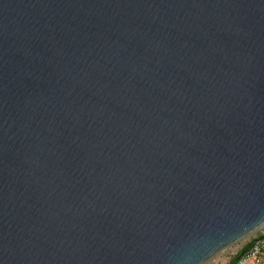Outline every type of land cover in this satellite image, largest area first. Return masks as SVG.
I'll use <instances>...</instances> for the list:
<instances>
[{"label":"water","instance_id":"1","mask_svg":"<svg viewBox=\"0 0 264 264\" xmlns=\"http://www.w3.org/2000/svg\"><path fill=\"white\" fill-rule=\"evenodd\" d=\"M263 226L264 0H0V264H205Z\"/></svg>","mask_w":264,"mask_h":264},{"label":"built area","instance_id":"2","mask_svg":"<svg viewBox=\"0 0 264 264\" xmlns=\"http://www.w3.org/2000/svg\"><path fill=\"white\" fill-rule=\"evenodd\" d=\"M259 235L234 264H264V226Z\"/></svg>","mask_w":264,"mask_h":264},{"label":"rangeland","instance_id":"3","mask_svg":"<svg viewBox=\"0 0 264 264\" xmlns=\"http://www.w3.org/2000/svg\"><path fill=\"white\" fill-rule=\"evenodd\" d=\"M261 232V229L255 231L253 234H251L250 236L239 240L236 243H233L229 246H227L226 248H224L223 250H221L220 252H218L217 254H215L211 259H209L208 262H206L205 264H228V262L234 258V256L236 255V253L243 248V246L245 245L246 242H248L250 239L256 237L257 235H259Z\"/></svg>","mask_w":264,"mask_h":264},{"label":"trees","instance_id":"4","mask_svg":"<svg viewBox=\"0 0 264 264\" xmlns=\"http://www.w3.org/2000/svg\"><path fill=\"white\" fill-rule=\"evenodd\" d=\"M258 237H260V235H257L256 237H254V238L250 239L248 242H246L245 245L243 246V248L240 249V250L237 252L236 256H235L233 259H231V260L228 262V264H234L235 261H236V258L239 256L240 252H241L243 249H245V248H246V249L249 248V247L251 246V244L255 241V239L258 238ZM237 259H239V258H237Z\"/></svg>","mask_w":264,"mask_h":264}]
</instances>
